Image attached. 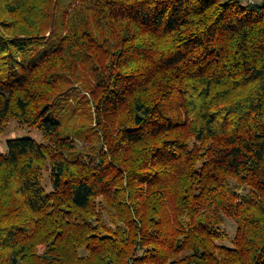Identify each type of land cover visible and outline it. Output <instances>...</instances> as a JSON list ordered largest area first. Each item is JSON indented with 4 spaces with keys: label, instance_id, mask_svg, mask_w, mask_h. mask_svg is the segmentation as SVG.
Listing matches in <instances>:
<instances>
[{
    "label": "trees",
    "instance_id": "trees-1",
    "mask_svg": "<svg viewBox=\"0 0 264 264\" xmlns=\"http://www.w3.org/2000/svg\"><path fill=\"white\" fill-rule=\"evenodd\" d=\"M12 119L0 264H264V0H0Z\"/></svg>",
    "mask_w": 264,
    "mask_h": 264
},
{
    "label": "rangeland",
    "instance_id": "rangeland-1",
    "mask_svg": "<svg viewBox=\"0 0 264 264\" xmlns=\"http://www.w3.org/2000/svg\"><path fill=\"white\" fill-rule=\"evenodd\" d=\"M83 73V72H82ZM81 82H77L75 85L77 86L74 92L79 91L84 96H90L88 88L86 87L85 83L88 81L86 76L82 74ZM80 119H75L74 122L71 124V130L76 129L78 126ZM85 125L88 121L83 120ZM87 129V128H86ZM73 137V142L75 144V149L72 152H66L67 156H80V157H87V154H94L95 147H99L102 143L98 138V134H92L85 132L83 135L78 134L77 132L70 133ZM21 135H31L38 140H44L42 132L37 129H30L29 127L21 124L17 119L10 120L9 124L6 126L4 132L0 135V154L5 153L7 150V140L10 137L21 136ZM44 183L47 189H51L52 185L50 182L49 171L45 170L44 172ZM238 226V221L236 217H226L225 223L223 224V229H225L228 238L226 239L227 243L230 244V240L235 236L236 230ZM224 241V242H226ZM221 242V241H220Z\"/></svg>",
    "mask_w": 264,
    "mask_h": 264
}]
</instances>
